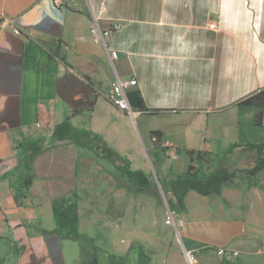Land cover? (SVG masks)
I'll return each instance as SVG.
<instances>
[{
    "label": "crops",
    "instance_id": "1",
    "mask_svg": "<svg viewBox=\"0 0 264 264\" xmlns=\"http://www.w3.org/2000/svg\"><path fill=\"white\" fill-rule=\"evenodd\" d=\"M93 13L102 28L119 24L107 37L118 58L92 38ZM4 18L21 32L0 26V160L15 165L0 181V264H264V169L221 195L188 192L175 223L165 219L176 233L145 243L146 202L96 181L89 139L102 136L133 169L155 161L156 186L133 196L168 211L171 171L207 174L233 144L264 142V104L242 103L264 91V0H0ZM131 77L135 119L109 100ZM31 142L44 150L25 186ZM220 246L240 255L222 259Z\"/></svg>",
    "mask_w": 264,
    "mask_h": 264
},
{
    "label": "trees",
    "instance_id": "2",
    "mask_svg": "<svg viewBox=\"0 0 264 264\" xmlns=\"http://www.w3.org/2000/svg\"><path fill=\"white\" fill-rule=\"evenodd\" d=\"M242 103L264 104V91L248 97ZM73 132L83 133L88 131L74 128ZM89 139L94 144L92 150L95 155L111 164L116 172L135 189L145 190L156 186L151 173H146L141 169H133L131 161L111 147L102 136L90 132ZM82 141L83 139L81 138L73 139L74 143L85 146ZM28 148L30 150L29 155L26 156L28 173L23 179L25 186L31 185L34 178L32 173L34 159L44 150L37 142H31ZM224 153V157L220 158L219 164L207 174L201 173L199 169H196L191 164L184 173L176 174L172 171L170 172L167 186L161 185L171 210L184 211L186 209V195L192 190L206 196L221 195L224 185L234 182L238 175L245 174L255 178L264 169V142L235 143ZM14 168L15 165L11 160L1 159L0 181L9 176Z\"/></svg>",
    "mask_w": 264,
    "mask_h": 264
},
{
    "label": "rangeland",
    "instance_id": "3",
    "mask_svg": "<svg viewBox=\"0 0 264 264\" xmlns=\"http://www.w3.org/2000/svg\"><path fill=\"white\" fill-rule=\"evenodd\" d=\"M94 162L92 165L95 169H97L98 175L95 177L97 182H103L107 189L114 187L118 188H125L127 192L130 194V200L131 202L135 203V205H138L140 201H142L140 204L143 205V202H146V206L144 208L137 209V215L141 217V226L139 229V233L136 234V238L147 242L149 239H151V236H153L155 233H176V229L173 225H167L165 223V219L167 215L169 214V211L166 207L163 206L159 202L156 204V200L151 197L149 194L146 196V198H141L140 200L137 198V196L134 198L133 192L135 188L122 176H120L116 170L113 168L111 164H109L107 161L97 158L93 156ZM164 160L166 161V164L169 166L171 164V160L164 157ZM148 168L150 170V173L152 176H156L157 173H159L158 165L155 161L151 160V163L148 161ZM95 171V170H93ZM127 186V187H126ZM107 193V190H105L101 197H104ZM132 193V195H131ZM122 199V198H120ZM130 233V230H125L122 236H127V234ZM126 234V235H125ZM133 236L132 232L130 236Z\"/></svg>",
    "mask_w": 264,
    "mask_h": 264
},
{
    "label": "built area",
    "instance_id": "4",
    "mask_svg": "<svg viewBox=\"0 0 264 264\" xmlns=\"http://www.w3.org/2000/svg\"><path fill=\"white\" fill-rule=\"evenodd\" d=\"M57 5H63L66 3L67 0H54ZM102 6L104 8V3H102ZM100 16L93 13L92 14V22L90 27V33L92 35V38L95 42L104 44L108 54L110 55L111 59L114 60L118 58V51L115 49H112L107 42V37L111 35V33L119 28L118 23H113L108 28H102L99 23ZM0 26L1 27H12L13 31L15 33H20L21 30L14 24V22L11 19L4 18L0 20ZM137 80L134 77L127 78V79H121L117 78L112 86L113 91L111 92L109 96L110 102L118 107L121 111H124L128 113L132 118H136L137 114L139 113L138 110L132 108L129 105L128 97H127V90L136 85ZM157 139V138H156ZM169 156L176 157V151L175 150H169ZM175 212L171 209H169V214L167 215L166 223L171 224L175 223ZM1 237V232H0ZM262 249L264 250V245L262 246ZM217 254L222 259H233L240 255V251L232 248H228L226 246H220L216 249ZM187 257L190 261V263L193 261L194 256L187 254Z\"/></svg>",
    "mask_w": 264,
    "mask_h": 264
},
{
    "label": "water",
    "instance_id": "5",
    "mask_svg": "<svg viewBox=\"0 0 264 264\" xmlns=\"http://www.w3.org/2000/svg\"><path fill=\"white\" fill-rule=\"evenodd\" d=\"M159 185H160V181H158ZM161 188V187H160Z\"/></svg>",
    "mask_w": 264,
    "mask_h": 264
}]
</instances>
